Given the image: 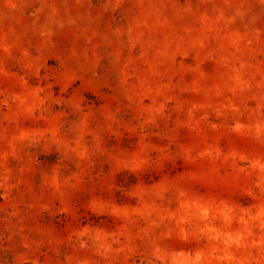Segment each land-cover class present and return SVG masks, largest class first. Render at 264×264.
I'll list each match as a JSON object with an SVG mask.
<instances>
[{"label":"clouds","instance_id":"clouds-1","mask_svg":"<svg viewBox=\"0 0 264 264\" xmlns=\"http://www.w3.org/2000/svg\"><path fill=\"white\" fill-rule=\"evenodd\" d=\"M0 264H264V0H0Z\"/></svg>","mask_w":264,"mask_h":264}]
</instances>
